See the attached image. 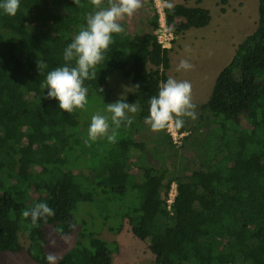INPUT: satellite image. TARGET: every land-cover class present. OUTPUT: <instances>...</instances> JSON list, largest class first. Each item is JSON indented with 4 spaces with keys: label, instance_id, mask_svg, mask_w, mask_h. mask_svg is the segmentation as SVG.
I'll use <instances>...</instances> for the list:
<instances>
[{
    "label": "trees",
    "instance_id": "16d2710c",
    "mask_svg": "<svg viewBox=\"0 0 264 264\" xmlns=\"http://www.w3.org/2000/svg\"><path fill=\"white\" fill-rule=\"evenodd\" d=\"M195 2L175 3L174 11L163 6L169 32L176 36L210 23L209 9L200 5L202 0ZM81 4L20 0L15 16L0 9V259L5 251L23 250V229L28 256L47 264L46 228L53 225L59 234H77L58 264L92 260L93 247L84 241L74 212L79 204L102 206L107 195L111 206L132 198L127 207L109 211L119 219L110 228L120 231L124 219L140 227L151 239L156 264H264V0H258L256 28L236 45L208 99L196 105V126L175 127L182 134L179 143L168 128L157 132L145 123L150 98L167 80L171 65L170 48L158 39L155 0H143L148 11L137 19V30L126 18L120 21L125 31L113 34L96 79L85 81V109L69 114L58 100L47 98L48 89L41 83L49 71L65 64L64 49L96 10L90 0ZM37 60L47 64L40 72ZM117 72L133 86L122 99L140 105V112L130 126L117 129L115 143L106 138L90 141L91 117L96 110L107 116L97 107H107L108 77ZM43 147L45 160L29 162L26 179L18 182L21 159ZM173 183L175 195L169 203ZM25 187L28 199L22 194ZM82 192L88 197L80 200ZM37 202H46L55 215L30 228V218L24 219L22 211ZM104 242L105 261L94 264H110L111 253L118 249L115 241Z\"/></svg>",
    "mask_w": 264,
    "mask_h": 264
},
{
    "label": "rangeland",
    "instance_id": "374dc122",
    "mask_svg": "<svg viewBox=\"0 0 264 264\" xmlns=\"http://www.w3.org/2000/svg\"><path fill=\"white\" fill-rule=\"evenodd\" d=\"M168 1L173 4H196L195 0ZM164 3L161 0H155L156 8L161 12L160 22L162 25L164 24L162 14ZM200 5L205 6L210 11L211 21L208 25L199 28L193 27L182 34L174 35L172 39H169L168 35L164 33L161 36L163 43L170 48V55L172 57V70L169 71L170 77L191 82L192 99L196 105L208 99L216 74L231 60L236 44L240 43L247 34L254 31L258 21V0H226L225 2L221 0H202ZM221 7H224V12L221 11ZM146 11L148 9L143 6L133 16H125L124 18L130 22L133 30H137L140 25V21L137 19L141 18ZM159 32L162 31L160 30ZM181 59L189 60L194 65L193 69L189 71H176ZM258 79L260 80V75ZM108 87H111V96L106 98V104L127 97L133 90L130 79L124 78L118 72L108 77ZM97 108L106 110V107L99 106ZM97 111L99 110H96V113ZM195 111L198 116V111L196 109ZM86 112L91 115L92 110ZM110 115V113H107V116L110 117ZM68 121L71 124L75 123V120L70 117ZM196 122L197 119L185 118L184 124L193 130ZM168 130L171 134L172 132L175 133L173 125L169 126ZM45 155L46 147H43L38 153L24 156L21 159V166L16 180L23 182L26 179L28 163L37 161L41 164L46 158ZM63 178L67 179L69 175L65 174ZM8 191L7 193H9ZM174 193L175 185L171 187V195L173 196ZM22 194L28 199L30 197L29 189L27 187L23 188ZM87 197L88 194L86 192L78 195V199L80 200L86 199ZM116 200L114 199V202ZM119 202H115L111 206L106 195L105 200L101 201L102 206L99 202L95 204L89 203L85 206H80L81 204H79L78 209L74 212L77 219V226L84 233V241L92 245L94 257L92 260L79 259L78 264H94L101 260V258L105 261L104 241H115L118 246V249L111 253L110 264H156L154 256L149 250L151 239L143 234L140 227L132 226L127 219H124L120 231L115 232L111 230V225H119V219L116 216L110 215L109 211L122 208V206L127 207L133 203V200L132 198H128L125 201L119 199ZM107 214L110 215L108 218L110 225L108 223L102 224ZM22 230L19 234L23 250L20 252H3L4 254H1L0 264H38L26 252L28 237L26 232ZM46 234L48 237L47 253H55L59 257L71 248L77 239L76 232L62 235L58 233L53 225L47 226ZM90 235H92L91 239L88 238Z\"/></svg>",
    "mask_w": 264,
    "mask_h": 264
},
{
    "label": "clouds",
    "instance_id": "9594fccd",
    "mask_svg": "<svg viewBox=\"0 0 264 264\" xmlns=\"http://www.w3.org/2000/svg\"><path fill=\"white\" fill-rule=\"evenodd\" d=\"M90 2L96 10L87 15L86 25L81 27L72 42L64 49L65 64L49 71L41 83L42 89H48L47 98L58 100L59 108L69 114L76 109H85L88 104V88L85 81L96 79V67L104 60V53L110 44L114 43L113 34L125 31L120 21L125 16H133L143 7V0H107V6H103L104 0ZM74 3L83 7L81 0H74ZM163 6L169 11H174V4L167 0ZM19 7L20 0H0V9L7 15L15 16ZM46 67L47 64L43 60H37L39 72ZM193 67L189 60L181 59L176 71H189ZM136 87L139 88V84ZM149 103V115L145 117V123L153 131H163L172 125L180 128L185 118L197 119L195 111L197 106L192 99L190 81L168 77L160 85L158 94L150 98ZM106 112L111 114L110 117L99 112L92 115L88 128L90 141L106 138L108 142L115 143L117 129L122 124L130 126L133 123L135 114L140 112V105L128 103L120 98L107 103ZM54 215V209L46 202H37L31 208L22 211L24 219L30 218V228H38L41 221L46 222ZM59 259L57 254L51 252L46 256L47 264H58Z\"/></svg>",
    "mask_w": 264,
    "mask_h": 264
},
{
    "label": "built area",
    "instance_id": "2783aa9c",
    "mask_svg": "<svg viewBox=\"0 0 264 264\" xmlns=\"http://www.w3.org/2000/svg\"><path fill=\"white\" fill-rule=\"evenodd\" d=\"M159 13H161V12L159 11ZM160 16H161V14H160ZM160 27H161L160 30H161L162 32H159V34H158V39H159V41H160L164 46L167 47V45H165V44L163 43V40L161 39L162 33L168 35L169 39H170V38L172 39L173 36H174V34H172L171 32L168 31V29H167L165 23L162 25L161 22H160ZM173 129L175 130V133L172 132L173 139H174L175 142L179 143V142H180V137L182 136V134H180V133H178V132L176 131L174 125H173ZM168 131H169V130H168ZM170 133H171V132H170ZM175 135H176V136H175ZM173 185H175V184L173 183L172 186H173ZM168 195H169V197H168V200H167V201L170 203V202L172 201V199H173L175 193H174L173 196H172V195H171V189H170V192H169Z\"/></svg>",
    "mask_w": 264,
    "mask_h": 264
},
{
    "label": "crops",
    "instance_id": "0c3cea01",
    "mask_svg": "<svg viewBox=\"0 0 264 264\" xmlns=\"http://www.w3.org/2000/svg\"><path fill=\"white\" fill-rule=\"evenodd\" d=\"M200 4H201V3H200ZM195 5H196V4H195ZM224 14H226V13H224ZM232 34H233V33H232ZM232 34H231V35H232ZM237 44H238V43H237ZM237 44H236V45H237ZM234 48H235V47H234ZM170 57H171V55H170ZM171 65H172V57H171ZM171 65H170V68L167 70L168 77H170L169 71L172 70V66H171ZM216 76H217V74H216ZM215 78H216V77H215ZM198 88H203V87H198ZM3 254H4V253H3ZM3 254H2V255H3Z\"/></svg>",
    "mask_w": 264,
    "mask_h": 264
}]
</instances>
